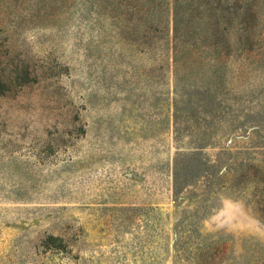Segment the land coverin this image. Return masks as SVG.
<instances>
[{
  "label": "rangeland",
  "instance_id": "obj_1",
  "mask_svg": "<svg viewBox=\"0 0 264 264\" xmlns=\"http://www.w3.org/2000/svg\"><path fill=\"white\" fill-rule=\"evenodd\" d=\"M0 264H264V0H0Z\"/></svg>",
  "mask_w": 264,
  "mask_h": 264
},
{
  "label": "trees",
  "instance_id": "obj_2",
  "mask_svg": "<svg viewBox=\"0 0 264 264\" xmlns=\"http://www.w3.org/2000/svg\"><path fill=\"white\" fill-rule=\"evenodd\" d=\"M4 82L2 81L1 77H0V88H4Z\"/></svg>",
  "mask_w": 264,
  "mask_h": 264
}]
</instances>
